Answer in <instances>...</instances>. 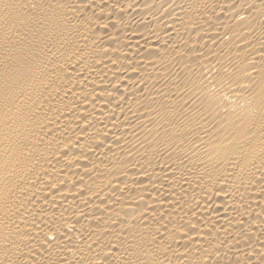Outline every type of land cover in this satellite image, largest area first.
I'll list each match as a JSON object with an SVG mask.
<instances>
[{"label":"bare ground","instance_id":"obj_1","mask_svg":"<svg viewBox=\"0 0 264 264\" xmlns=\"http://www.w3.org/2000/svg\"><path fill=\"white\" fill-rule=\"evenodd\" d=\"M0 264H264V0H0Z\"/></svg>","mask_w":264,"mask_h":264}]
</instances>
